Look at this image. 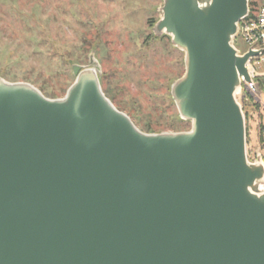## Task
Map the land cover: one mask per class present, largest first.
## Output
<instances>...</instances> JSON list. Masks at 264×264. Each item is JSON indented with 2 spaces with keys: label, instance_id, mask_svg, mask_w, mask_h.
I'll use <instances>...</instances> for the list:
<instances>
[{
  "label": "water",
  "instance_id": "water-1",
  "mask_svg": "<svg viewBox=\"0 0 264 264\" xmlns=\"http://www.w3.org/2000/svg\"><path fill=\"white\" fill-rule=\"evenodd\" d=\"M185 54L171 86L191 130L146 134L72 65L63 99L0 77V264H264V162L246 150L236 47L249 0H163Z\"/></svg>",
  "mask_w": 264,
  "mask_h": 264
},
{
  "label": "rangeland",
  "instance_id": "rangeland-1",
  "mask_svg": "<svg viewBox=\"0 0 264 264\" xmlns=\"http://www.w3.org/2000/svg\"><path fill=\"white\" fill-rule=\"evenodd\" d=\"M253 1L258 8L264 0ZM162 4L0 0V77L33 85L48 99H63L75 81L72 65L87 66L94 52L105 96L140 131H190L191 123L180 118L171 95L172 84L185 74V54L169 36L154 32ZM236 47L241 54L247 50L241 37ZM257 71H264V63ZM237 99L246 117L248 160L261 157L264 162V99L258 104L248 95L244 105L243 92Z\"/></svg>",
  "mask_w": 264,
  "mask_h": 264
},
{
  "label": "built area",
  "instance_id": "built-area-1",
  "mask_svg": "<svg viewBox=\"0 0 264 264\" xmlns=\"http://www.w3.org/2000/svg\"><path fill=\"white\" fill-rule=\"evenodd\" d=\"M238 37L243 39L247 47L244 54L249 55L246 63L249 73L253 79L257 80L264 75L257 71V67L264 63V2L256 12L252 14L250 12V15L241 22ZM242 92L244 105L248 95L258 104L263 102L253 94L245 83Z\"/></svg>",
  "mask_w": 264,
  "mask_h": 264
},
{
  "label": "trees",
  "instance_id": "trees-1",
  "mask_svg": "<svg viewBox=\"0 0 264 264\" xmlns=\"http://www.w3.org/2000/svg\"><path fill=\"white\" fill-rule=\"evenodd\" d=\"M264 2V1H263ZM249 4H250V11H251V14L252 13H254V12H256L260 7H258V8H256L255 7V5H256V3H255V1H253V0H249ZM263 4V3H262ZM257 81L259 82V83H261V86H262V89H263V91H264V79L263 78H257ZM178 122L180 123V124H184V122L183 121H181V120H178ZM150 128V127H149ZM150 130V129H149Z\"/></svg>",
  "mask_w": 264,
  "mask_h": 264
},
{
  "label": "crops",
  "instance_id": "crops-1",
  "mask_svg": "<svg viewBox=\"0 0 264 264\" xmlns=\"http://www.w3.org/2000/svg\"><path fill=\"white\" fill-rule=\"evenodd\" d=\"M262 74H264V71H261ZM260 78H263L264 79V75L263 76H260Z\"/></svg>",
  "mask_w": 264,
  "mask_h": 264
}]
</instances>
